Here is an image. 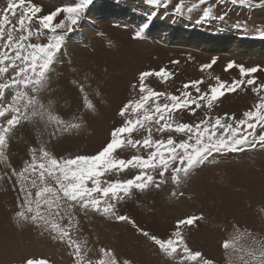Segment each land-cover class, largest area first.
Here are the masks:
<instances>
[{
	"label": "rangeland",
	"instance_id": "1",
	"mask_svg": "<svg viewBox=\"0 0 264 264\" xmlns=\"http://www.w3.org/2000/svg\"><path fill=\"white\" fill-rule=\"evenodd\" d=\"M78 2L32 0L42 7L38 15ZM178 2L170 0L164 8L147 5L145 0H93L85 10L65 41L51 72L49 89L42 94L43 102L52 105L53 114L69 122H80L81 127L67 134L57 132L51 139L53 127H45L42 122H24L14 130L5 151L6 159H0V264H24L27 258H44L50 264H73L65 244L14 218L18 204L13 188L15 177L12 181L8 177L13 170L22 169L32 148L44 146L57 157L94 155L107 143L110 131L123 123L118 111L136 95L131 86L138 83L141 71L168 68L174 76L167 82L153 77L147 83L157 91L179 94L178 90L190 80L203 79L201 87L206 90L216 77L228 82L239 79L237 68L224 70L229 62L264 69V36L260 34L264 31V9L209 0L189 13L187 9L198 0H183L181 14L174 11ZM5 6L6 0H0V10ZM207 6L212 7V16L200 19L203 7ZM221 14L226 16L224 20L215 18ZM59 19H63V13L53 22ZM32 26L39 27L35 22ZM136 31H141L138 39L133 38ZM46 39L34 37L32 42L43 43ZM213 59L216 60L213 67L201 71V66ZM254 75L258 83H264V70ZM76 81L83 83L84 93L77 90ZM10 96L11 92L9 99ZM85 96L94 104V111L86 109ZM257 99L250 87L242 88L222 97L211 115L227 113L239 118ZM206 112L200 109L190 115L185 110L174 117L178 122L195 123ZM144 135L146 132L141 130L133 138L142 139ZM172 135L177 141L184 139ZM154 138H160L159 134L154 133ZM135 154L132 148L118 152L123 159ZM140 154L146 155L143 149ZM136 173L137 170L129 169L119 178H131ZM173 190L183 195L172 196ZM118 211L161 238L171 233L177 219L202 216L184 232L188 245L214 264H229L221 247L224 239H235L240 247L251 246V240L242 235L245 230L264 239V150L217 156L195 170L178 188L169 182L159 190L134 191L118 205ZM76 221V236L87 240L88 258L93 261L99 258V248L105 247L131 264H168L158 249L130 224L94 213L84 215L78 209Z\"/></svg>",
	"mask_w": 264,
	"mask_h": 264
},
{
	"label": "snow or ice",
	"instance_id": "2",
	"mask_svg": "<svg viewBox=\"0 0 264 264\" xmlns=\"http://www.w3.org/2000/svg\"><path fill=\"white\" fill-rule=\"evenodd\" d=\"M93 0H79L72 6L57 8L47 15H38L42 7L32 0H6L0 10V159H6L5 151L14 130L24 122L43 123L52 126L49 134L70 133L81 127L80 122H69L53 114L52 105L45 104L42 94L50 87V75L62 53L69 34L78 26L85 10ZM147 5L167 8L170 0H145ZM248 9H264V0H218ZM209 3L198 0L187 9L189 13ZM183 0L176 3L174 11L183 13ZM200 19L212 16L211 6L203 7ZM63 13V19L54 23ZM155 15V13H153ZM216 19L224 20L221 14ZM15 19V22H13ZM39 25L33 28V23ZM146 27V25H145ZM261 36H264L262 31ZM46 37V42H32ZM141 37L136 31L134 39ZM178 64L179 61H172ZM216 63L201 66V71L211 69ZM237 68L239 79L224 81L219 77L202 89L203 79L185 82L179 94L157 91L149 86V78L161 83L174 76L168 68L149 69L138 73L132 84L136 95L120 107L118 115L123 118L114 127L107 143L94 155L57 157L46 147L31 149V156L21 170H13L8 179L17 191V210L14 218L18 223L30 225L47 233L58 243L65 244L73 264H131L117 258L110 248L100 247L99 258H88V242L76 236L78 222L76 210L88 215L94 213L108 220L130 224L137 233L149 240L168 264H214L199 250L187 243L184 232L194 226L202 216L177 219L166 238L151 234L135 220L120 214L118 205L134 191L159 190L171 182L177 188L197 169L211 163L217 156L264 150V83H258L254 75L264 70L260 66L245 67L229 62L225 71ZM77 90L84 93V85L76 81ZM250 87L257 101L237 118L235 114L211 115L215 106L226 94ZM11 92L10 99L8 93ZM85 107L95 110L94 104L85 96ZM206 109L204 118L195 123L178 122L174 114ZM82 120V117H77ZM146 132L142 139L133 134ZM154 133L160 138H154ZM172 133L181 135L179 141ZM165 134H168L164 138ZM125 148L135 149L137 154L129 159L118 156ZM143 149L146 155L140 154ZM135 169L131 178L120 179L126 170ZM116 179H108L109 176ZM172 196L183 195L175 190ZM236 226H234L235 228ZM239 231V229H236ZM251 246L240 247L235 239H224L221 247L229 264H264V239L245 230ZM24 264H50L47 259L27 258Z\"/></svg>",
	"mask_w": 264,
	"mask_h": 264
}]
</instances>
